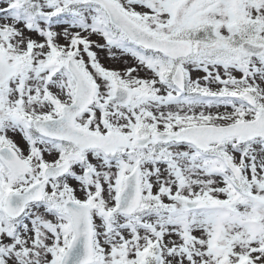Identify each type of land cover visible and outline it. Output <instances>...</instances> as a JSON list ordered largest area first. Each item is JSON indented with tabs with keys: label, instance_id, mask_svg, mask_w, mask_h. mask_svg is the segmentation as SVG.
Masks as SVG:
<instances>
[{
	"label": "snow or ice",
	"instance_id": "6c2138e0",
	"mask_svg": "<svg viewBox=\"0 0 264 264\" xmlns=\"http://www.w3.org/2000/svg\"><path fill=\"white\" fill-rule=\"evenodd\" d=\"M0 264H264V0H0Z\"/></svg>",
	"mask_w": 264,
	"mask_h": 264
}]
</instances>
